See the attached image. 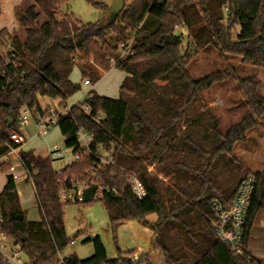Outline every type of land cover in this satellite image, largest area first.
Masks as SVG:
<instances>
[{
	"label": "trees",
	"instance_id": "obj_1",
	"mask_svg": "<svg viewBox=\"0 0 264 264\" xmlns=\"http://www.w3.org/2000/svg\"><path fill=\"white\" fill-rule=\"evenodd\" d=\"M68 2L33 0L26 6L17 15L24 40L0 31V156L7 152L9 134L17 130L23 108L40 107L39 97L66 103L81 90V84L71 80L76 67L82 80L92 84L112 67L124 71L119 98L92 91V99L72 105L60 119L59 129L67 146H75L77 126L83 125L97 143L114 149L116 165L105 172V184L118 192L101 199L110 225L116 231L127 221H138L153 237L137 262L131 259L133 250L118 249L117 257L108 258L96 236L94 255L79 259L73 254L65 264H139L149 261L154 251L161 252L167 264H260L247 247L254 220L264 209V172L253 173L256 183L241 258H235L220 240L211 219L213 201L230 209L241 181L251 174L233 149L264 114V95L252 77L239 78L251 108L223 130L204 93L231 72L195 79L190 66L199 51L216 45L227 57L264 67V0H126L116 20L108 22L104 17L97 23L60 15L61 6ZM183 27L188 33L186 43L184 34L177 33ZM111 35L115 41L109 39ZM129 42L132 53L121 57V44ZM13 54L20 59L18 66L6 60ZM85 105L90 106L89 114L83 110ZM23 156L33 174L41 219L28 218L16 181L8 175L0 191V233L20 246L33 264H62L59 254L72 240L64 220L68 203L58 198L61 176L48 156L33 150ZM148 166H155L168 183L150 174ZM83 168L73 165L67 173L78 176ZM8 169L9 165L0 164L2 172ZM130 172L146 189L147 196L141 200L128 181ZM94 192L77 204L96 201ZM152 214L157 216L155 221L149 220ZM0 264H4L1 257Z\"/></svg>",
	"mask_w": 264,
	"mask_h": 264
},
{
	"label": "rangeland",
	"instance_id": "obj_2",
	"mask_svg": "<svg viewBox=\"0 0 264 264\" xmlns=\"http://www.w3.org/2000/svg\"><path fill=\"white\" fill-rule=\"evenodd\" d=\"M112 1L69 0L66 5L61 6L60 15H69L83 23L101 22L106 17ZM22 2L23 0H0V30L6 29L17 35L23 33L24 30L17 17L18 11L21 10V8L17 10V5ZM94 2L101 3L104 7L98 8ZM177 33L184 34L183 41L186 43L188 40L186 29L179 28ZM109 39L115 41L113 35L109 36ZM227 70L231 72V75L223 81L216 82L204 93L205 103L213 108L214 113L220 118L223 130L240 121L251 108L246 94L240 86L239 78L252 77L256 82H259V94L264 95V67L253 66L243 63L237 58L227 57L216 45L199 51L190 66V73L195 79L215 72H227ZM71 77L75 82L82 83L77 67ZM124 77V71L112 67L102 73L101 79L93 84L94 89L100 96L119 98L120 85ZM83 93L82 87L75 94L74 99L82 98ZM39 104L41 107H46L51 104V100L48 97H39ZM38 131L34 122L26 128L25 134L28 140L23 146L24 150L32 149L36 154L47 156L50 149L56 144L65 148V137L59 128L52 129L48 136L42 138L36 137ZM233 155L241 161L247 172L251 174L264 172V114L256 119L255 126L246 133L245 140L235 144ZM66 163L67 161H54L52 164L54 170L58 171ZM151 168L150 174L156 175L160 181L168 183L169 179L159 173L155 166ZM6 181L7 174L0 170V191ZM16 185L21 206L27 212L28 218L40 220L41 215L35 189L24 178L16 181ZM64 211L66 233L72 240V243L61 253L64 258L75 254L79 259H86L94 255L95 249L91 236L100 237L110 259L118 256V249L123 252L133 250L135 253L132 255H140L143 252L141 249L150 246L152 231L138 221H127L114 231L110 225L106 207L101 200H96L91 204L68 203ZM156 219L155 214L149 216L151 221ZM256 247L263 252L262 258H255L254 251H249L247 247L248 252L260 264H264V244L257 243ZM149 261L144 259L139 264H167L164 255L159 251L152 252Z\"/></svg>",
	"mask_w": 264,
	"mask_h": 264
},
{
	"label": "built area",
	"instance_id": "obj_3",
	"mask_svg": "<svg viewBox=\"0 0 264 264\" xmlns=\"http://www.w3.org/2000/svg\"><path fill=\"white\" fill-rule=\"evenodd\" d=\"M130 44V42L121 44V57L132 53ZM6 60L14 66H18L20 59L13 54L11 58ZM111 61L114 64V59ZM92 85L89 79L82 80L81 89L82 87L84 89L82 100L93 98ZM82 100L77 98L73 102L68 100L63 103L61 99H57L46 107L34 106L22 109L18 118L17 130L9 134L10 140L6 143L7 152L0 156V164L9 165L7 173L14 181L24 178L36 191L32 171L23 156L25 152L31 151L23 149L28 140L25 130L30 123L34 122L39 129L36 137H46L52 129L59 128L60 119L70 113L72 105L78 104ZM83 110L89 114L90 106H83ZM101 118V115L96 117L97 120H101ZM75 136V146H67L64 142L65 148L63 149L60 144H56L47 155L52 162L67 161L60 170H54L61 176L58 188L59 200L63 203H84L87 194L94 189V200H101L109 193L116 194L118 189H112L105 184V172L116 165L114 149L107 148L102 143H97L94 135L83 125L77 126ZM78 164L84 166L80 174L78 176L75 174L69 175L67 173L68 169ZM151 167L148 166V171L152 169ZM128 174V181L135 196L140 200L145 198L147 196L146 189L136 173L130 172ZM255 183L256 177L254 174L246 176L241 181L228 210L219 200L215 199L213 201L215 215L211 219V227L220 240L228 246L229 251L235 258H241L244 255L245 223L250 200L255 190ZM1 218L0 206V220ZM0 257L4 264H33V261L24 254L21 247L8 240L2 233H0ZM139 257L140 255L135 254L131 259L133 262H137ZM59 259L62 264H65V258L61 254H59Z\"/></svg>",
	"mask_w": 264,
	"mask_h": 264
},
{
	"label": "crops",
	"instance_id": "obj_4",
	"mask_svg": "<svg viewBox=\"0 0 264 264\" xmlns=\"http://www.w3.org/2000/svg\"><path fill=\"white\" fill-rule=\"evenodd\" d=\"M32 2H33V0H23V2L19 5H17V10H18V8H21V10H19L18 11V13H20V12H22L23 10H24V8L26 7V6H28V5H30V4H32ZM23 4V5H22ZM22 5V6H21ZM18 13H17V15H18ZM19 22V21H18ZM20 24V23H19ZM2 30H6V29H2ZM1 31V30H0ZM10 35H12V36H17V37H19V39L20 40H24V38H25V32L23 31V33L21 34V35H17L16 33H11L10 31H8V30H6ZM79 73H80V71H79ZM103 73V72H102ZM80 76H81V74H80ZM125 77H126V74H125ZM124 77V78H125ZM71 80L73 81V82H75L73 79H72V77H71ZM124 80V79H123ZM123 80H122V82H123ZM81 81H82V78H81ZM75 83H78V82H75ZM121 85H122V83H121ZM121 85H120V87H121ZM91 90L92 91H94V92H96L95 91V89H94V85H92V88H91ZM97 93V92H96ZM98 94V93H97ZM119 94H120V91H119ZM75 96V95H74ZM74 96H72L70 99H69V102H73V100H75L74 99ZM83 98V97H82ZM82 98H81V100H82ZM53 103V100H51V104ZM50 104V105H51ZM49 106V105H48ZM32 150V149H31ZM6 174H7V176L9 175L8 173H7V171L5 172ZM7 182V181H6ZM6 184V183H5ZM257 234H259L258 236H257ZM95 237V236H94ZM152 237H153V233H152ZM152 237H151V239H152ZM150 242H151V240H150ZM257 243H260V244H264V209L263 210H261L258 214H257V216H256V218H255V220H254V223H253V227H252V230H251V234H250V238H249V241H248V249H249V251H254L253 253H254V255H256L255 256V258H262V255H263V252L259 249V248H257L256 246H257ZM149 249V247H147V248H145V249H141V251H145V250H148ZM141 254V253H140Z\"/></svg>",
	"mask_w": 264,
	"mask_h": 264
},
{
	"label": "water",
	"instance_id": "obj_5",
	"mask_svg": "<svg viewBox=\"0 0 264 264\" xmlns=\"http://www.w3.org/2000/svg\"><path fill=\"white\" fill-rule=\"evenodd\" d=\"M125 2L126 0H113L112 4L106 14V20L108 22H113L114 20H116V18L118 17V15L122 12V10L125 7ZM13 123L12 120H10V125ZM91 240H94L95 237L91 236L90 237Z\"/></svg>",
	"mask_w": 264,
	"mask_h": 264
}]
</instances>
